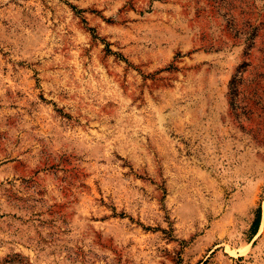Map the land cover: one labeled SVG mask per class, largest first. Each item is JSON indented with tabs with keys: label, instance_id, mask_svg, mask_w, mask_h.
Wrapping results in <instances>:
<instances>
[{
	"label": "rangeland",
	"instance_id": "rangeland-1",
	"mask_svg": "<svg viewBox=\"0 0 264 264\" xmlns=\"http://www.w3.org/2000/svg\"><path fill=\"white\" fill-rule=\"evenodd\" d=\"M0 264H264V0H0Z\"/></svg>",
	"mask_w": 264,
	"mask_h": 264
},
{
	"label": "trees",
	"instance_id": "trees-1",
	"mask_svg": "<svg viewBox=\"0 0 264 264\" xmlns=\"http://www.w3.org/2000/svg\"><path fill=\"white\" fill-rule=\"evenodd\" d=\"M260 223H261V210L258 209L256 219H255L254 224L252 225V229H251V232L253 235L257 234Z\"/></svg>",
	"mask_w": 264,
	"mask_h": 264
}]
</instances>
